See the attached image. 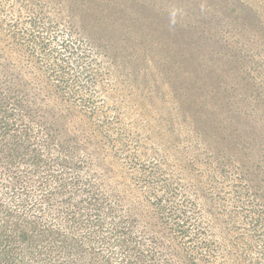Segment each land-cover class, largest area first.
<instances>
[{"label":"trees","instance_id":"16d2710c","mask_svg":"<svg viewBox=\"0 0 264 264\" xmlns=\"http://www.w3.org/2000/svg\"><path fill=\"white\" fill-rule=\"evenodd\" d=\"M0 264H264V0H0Z\"/></svg>","mask_w":264,"mask_h":264},{"label":"rangeland","instance_id":"374dc122","mask_svg":"<svg viewBox=\"0 0 264 264\" xmlns=\"http://www.w3.org/2000/svg\"><path fill=\"white\" fill-rule=\"evenodd\" d=\"M100 98H101V95H100ZM120 110H121V108H120ZM134 115L135 114H133V112H131V111H129L130 117L128 116V114H126V116H125L126 118L124 121L126 127L131 125L130 127L134 126L136 128V125L134 123V119L132 118ZM76 120L77 119H75L74 121L71 122V124L74 128H75V126L78 127L75 124ZM170 130L171 131L173 130L172 126L170 127ZM129 132L132 133V136L128 137V133H127L126 136H122V138H123L122 140L119 139V135H117V133H116L117 138H115V140H118L117 148L121 151L122 156H128L129 155L130 157H135L138 159L137 161L140 164H144L145 167L142 169L143 173L149 174L150 172L151 173L154 172V167H155L154 162L159 160V157H158L157 153L155 152L154 142H149V141L145 140V138H138L137 134H135L133 131H129ZM183 142L184 143L181 146H185L186 141H183ZM117 148H116V152L118 151ZM202 157H204V156H202ZM170 168H171V166L165 165V166H161L160 168H158V170L160 172L166 174V173H168L167 170H169ZM171 170H172V168H171ZM225 190H227V189H225Z\"/></svg>","mask_w":264,"mask_h":264}]
</instances>
